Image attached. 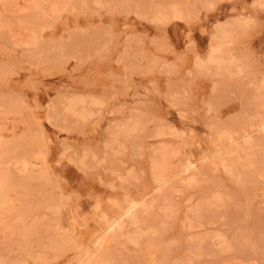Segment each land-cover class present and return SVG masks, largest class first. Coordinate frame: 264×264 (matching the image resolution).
<instances>
[{"label":"rangeland","instance_id":"374dc122","mask_svg":"<svg viewBox=\"0 0 264 264\" xmlns=\"http://www.w3.org/2000/svg\"><path fill=\"white\" fill-rule=\"evenodd\" d=\"M0 264H264V0H0Z\"/></svg>","mask_w":264,"mask_h":264}]
</instances>
